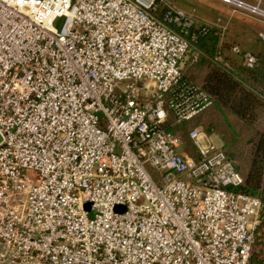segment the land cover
I'll list each match as a JSON object with an SVG mask.
<instances>
[{
    "label": "built area",
    "instance_id": "1",
    "mask_svg": "<svg viewBox=\"0 0 264 264\" xmlns=\"http://www.w3.org/2000/svg\"><path fill=\"white\" fill-rule=\"evenodd\" d=\"M160 5L0 0V264H251L261 198L201 128L177 146L212 105L183 77L206 27Z\"/></svg>",
    "mask_w": 264,
    "mask_h": 264
},
{
    "label": "trees",
    "instance_id": "2",
    "mask_svg": "<svg viewBox=\"0 0 264 264\" xmlns=\"http://www.w3.org/2000/svg\"><path fill=\"white\" fill-rule=\"evenodd\" d=\"M204 27L192 28L187 36L193 44L191 50L198 57L195 61L186 60L183 77L200 85L211 96L212 105L180 127L179 133L187 149L195 153L188 136L191 129L210 131L231 125L233 115L241 119L240 128H233L231 139L224 146L234 145L241 157L239 170L244 183L239 190L261 198L255 242L260 248L254 250L251 264H264V55H257L255 67H247L243 60L237 62L225 54L219 27Z\"/></svg>",
    "mask_w": 264,
    "mask_h": 264
},
{
    "label": "rangeland",
    "instance_id": "3",
    "mask_svg": "<svg viewBox=\"0 0 264 264\" xmlns=\"http://www.w3.org/2000/svg\"><path fill=\"white\" fill-rule=\"evenodd\" d=\"M212 1H218V0H211L210 4H213ZM250 3H257V0H245ZM208 3L205 2V0H161V7H164L165 5H171L173 7L185 10L193 14L194 16H199L200 14H203V10H207V13H210L212 18H215L218 12H215L213 9H211L208 5ZM264 7V2L261 5ZM203 12V13H202ZM264 19V18H263ZM264 30V26H259L258 30ZM243 31V32H242ZM247 34V31L245 30V25L242 23H233L231 25V28L222 31L220 33L221 42L223 46L225 47V54L230 56L231 59H236L237 62H242V59L239 55L234 54L231 51V47L233 45H239L241 48L245 50H249L259 57L264 55V37H260L258 33H256V37H251L245 35ZM194 51H190L188 59H191L192 56H194ZM152 85V84H151ZM242 124V121L237 116H231V125L226 126H220L218 128H212L210 131H202L200 134V138L204 145H210L215 144L218 146H224L227 144L232 136L233 128L238 129L240 128V125ZM178 149L179 151L187 149L184 141L178 143ZM226 147V146H225ZM227 150L230 151L231 155L237 160L238 167L241 161V157L239 154H237L235 151L236 147L233 146H227ZM189 150V149H187ZM191 150V151H190ZM189 152L193 155L194 151L193 149H190ZM92 216V214H91ZM260 247L256 246L255 250H258Z\"/></svg>",
    "mask_w": 264,
    "mask_h": 264
},
{
    "label": "crops",
    "instance_id": "4",
    "mask_svg": "<svg viewBox=\"0 0 264 264\" xmlns=\"http://www.w3.org/2000/svg\"><path fill=\"white\" fill-rule=\"evenodd\" d=\"M205 2L208 3L207 5L211 9H213L215 12H218V14L215 18H212L211 14L207 13V10L205 9L203 10L204 13L202 12L203 14H200L199 16H194L190 12L186 11L188 14L194 17L198 24L217 26L221 29V31H225L231 28V25H233L234 22L240 24L243 23L245 25V30L247 31L245 37H256V33H258L260 37L261 34L264 35V30H258L259 26H264L263 15L253 13L252 11L238 7L234 4L225 3L222 0L212 1L213 4H210L211 0H205ZM262 8L264 9V7Z\"/></svg>",
    "mask_w": 264,
    "mask_h": 264
},
{
    "label": "water",
    "instance_id": "5",
    "mask_svg": "<svg viewBox=\"0 0 264 264\" xmlns=\"http://www.w3.org/2000/svg\"><path fill=\"white\" fill-rule=\"evenodd\" d=\"M0 140H1V136H0ZM87 208H89V205H87Z\"/></svg>",
    "mask_w": 264,
    "mask_h": 264
}]
</instances>
